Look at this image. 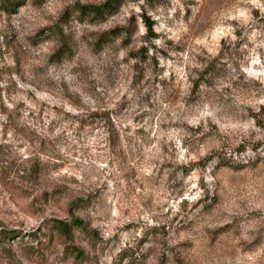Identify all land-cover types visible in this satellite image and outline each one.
<instances>
[{"label": "rangeland", "instance_id": "obj_1", "mask_svg": "<svg viewBox=\"0 0 264 264\" xmlns=\"http://www.w3.org/2000/svg\"><path fill=\"white\" fill-rule=\"evenodd\" d=\"M106 1L0 0V264H264V0Z\"/></svg>", "mask_w": 264, "mask_h": 264}, {"label": "trees", "instance_id": "obj_2", "mask_svg": "<svg viewBox=\"0 0 264 264\" xmlns=\"http://www.w3.org/2000/svg\"><path fill=\"white\" fill-rule=\"evenodd\" d=\"M115 4L118 2V0H107L106 2L100 4L99 6H93L92 10L94 12L95 16H99V14H103L104 11H108L111 12L114 10V8L116 7ZM53 227L60 231L62 234H67L70 230L69 228L71 226H80L81 225V221L77 218H73L69 221L67 220H61V219H54L53 220Z\"/></svg>", "mask_w": 264, "mask_h": 264}]
</instances>
